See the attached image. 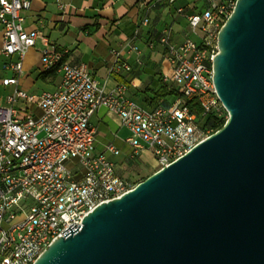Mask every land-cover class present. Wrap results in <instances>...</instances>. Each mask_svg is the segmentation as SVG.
I'll return each instance as SVG.
<instances>
[{"label":"built area","instance_id":"built-area-1","mask_svg":"<svg viewBox=\"0 0 264 264\" xmlns=\"http://www.w3.org/2000/svg\"><path fill=\"white\" fill-rule=\"evenodd\" d=\"M236 2L202 0L190 14L177 8L189 23L191 37L177 44L165 31L160 43L171 70L163 81L180 95L169 104L147 108L129 97L128 85L106 90L85 63L64 62L66 51L50 48L40 30H26L22 11L30 8V0H0L1 52L19 56L8 66L21 73L25 53L40 40L45 45L43 71L60 75L51 91L31 95L16 90L5 103L0 100V264H34L55 239L81 226L96 207L135 187L117 173L112 157L120 155L119 149L112 144L104 151L96 149L91 118L98 109L105 107L119 117L131 134L127 142L132 156L150 151L157 171L214 133L202 123L210 115L228 117L213 82V60L219 32ZM132 49L139 51L135 45ZM119 68L131 70L126 63ZM17 83V77L3 80L5 85ZM191 104L200 107L201 114L193 112Z\"/></svg>","mask_w":264,"mask_h":264},{"label":"water","instance_id":"water-1","mask_svg":"<svg viewBox=\"0 0 264 264\" xmlns=\"http://www.w3.org/2000/svg\"><path fill=\"white\" fill-rule=\"evenodd\" d=\"M213 82L228 117L34 264H264V0H237Z\"/></svg>","mask_w":264,"mask_h":264},{"label":"crops","instance_id":"crops-1","mask_svg":"<svg viewBox=\"0 0 264 264\" xmlns=\"http://www.w3.org/2000/svg\"><path fill=\"white\" fill-rule=\"evenodd\" d=\"M30 1V8L22 11L25 17V29L40 30L47 38L50 48L60 52L66 51L64 62L85 63L95 80L106 90H112L120 84L128 85L129 97L147 108H151L147 102L152 101V97L155 96L153 91L165 83L164 75L171 74L165 55L166 49L160 43V38L165 31L171 32L172 41L177 44L191 37L189 23L184 15L177 13V8L183 7L184 13L190 14L194 12V7L198 6L196 1L191 0H177L174 5L168 0ZM145 19H148L147 24H143ZM3 40L4 33L0 25L2 103H5L7 97L16 90L40 95L43 91L56 88L60 81L59 73L53 70L50 72L55 75H52L42 69L41 57L45 49L42 41L39 40L34 48H30L25 53L23 69L18 73L8 65L17 62L19 56L3 55L1 52ZM133 45L138 47V52L132 49ZM115 52L118 54L116 55ZM123 63L128 64L131 70L118 69ZM4 73H7V76ZM12 77L18 78L17 84H3L4 79ZM38 84L42 89L37 94L31 93ZM170 98L159 103L169 104L172 101ZM19 105L22 106L23 103L19 102ZM31 108L36 114L40 113L37 106L32 105ZM91 124L96 129L98 151H104L109 144L119 149L117 144L120 142L119 133L126 128L120 125V119L115 113L102 107L91 118ZM141 153L135 155L138 157V163L156 169L152 153L145 150L146 160L142 158ZM118 156H121V153ZM118 156L112 159L120 175L118 163L126 160L128 156H133L132 153L122 158Z\"/></svg>","mask_w":264,"mask_h":264},{"label":"rangeland","instance_id":"rangeland-1","mask_svg":"<svg viewBox=\"0 0 264 264\" xmlns=\"http://www.w3.org/2000/svg\"><path fill=\"white\" fill-rule=\"evenodd\" d=\"M196 1L197 5L200 6L202 3V0H191ZM26 30H28L26 28ZM34 48V47H33ZM7 76V73H4ZM21 89V88H20ZM42 89V86L38 84L37 87L32 89V92H37ZM39 94V93H38ZM172 100V97L170 98ZM169 99V100H170ZM227 120V117L225 118ZM130 132L128 129H124L119 133V143L118 148L120 150L121 156H118L119 158L125 157L126 155H130L133 153V149L128 145L126 142L127 138L130 137ZM142 158L144 160L147 159V154L144 152L141 153ZM151 164V163H150ZM153 165V164H151ZM118 171L120 172V175L137 185L139 182H141L145 177H149L153 173L157 171V169L147 165V164H136L135 159H132V161L128 162L127 160H121V163H118Z\"/></svg>","mask_w":264,"mask_h":264},{"label":"trees","instance_id":"trees-1","mask_svg":"<svg viewBox=\"0 0 264 264\" xmlns=\"http://www.w3.org/2000/svg\"><path fill=\"white\" fill-rule=\"evenodd\" d=\"M49 74L55 75V73H52V72H50ZM153 92L155 93V96L152 97V101L147 102V104L151 107L157 105V103H159L161 100H164V99L169 98V97H172V99H173L175 96L180 95L177 88H175L174 86H171L167 83L161 84L160 87L157 88L156 90H154ZM155 102H157V103L154 104ZM191 106H192L193 112L201 114L200 107L193 106V104H191ZM225 122H226V119L224 117L219 118V117H216L214 115H210V116L206 117V119L203 121L202 125L204 127H210L213 129L214 132H216L217 130L221 129L224 126ZM132 159H135V162L137 161L136 164H139L138 163V157H136V156L126 157V160L128 162L132 161ZM146 178L147 177H145L143 180H145Z\"/></svg>","mask_w":264,"mask_h":264}]
</instances>
